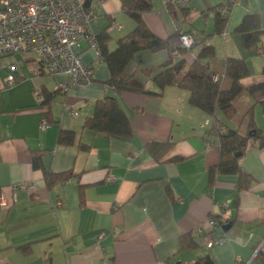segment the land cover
Masks as SVG:
<instances>
[{"label":"crops","instance_id":"obj_1","mask_svg":"<svg viewBox=\"0 0 264 264\" xmlns=\"http://www.w3.org/2000/svg\"><path fill=\"white\" fill-rule=\"evenodd\" d=\"M223 1L191 0L187 6L174 7L152 0L153 9L144 17L160 36L194 27L212 32L215 8ZM88 8L96 14L92 30L98 33L107 27L111 48L135 27L120 0H91ZM246 12H260L264 28V0H243L232 7L224 32L210 41L217 56L247 61L251 75L242 83L249 86L264 79V33L257 47L243 46L234 27ZM80 45L81 57L94 69V79L83 87L63 89L61 83L68 81L64 73H34L35 53L0 57V188L8 202L0 204V264H185L205 254L216 264H264L255 257L258 250L264 251V146H250L241 157L254 177L249 188L238 191V176L233 173H218L208 186L209 166L219 159L218 137L207 132L213 116L191 105L189 92L175 85L163 94L131 90L117 94L103 82L110 71L100 54L85 38ZM178 57L190 64L195 56L189 51ZM167 58L162 49L144 52L141 65L130 61L132 82L156 90L142 68ZM12 60H19L22 79L8 84ZM42 88L52 92L49 105L36 94ZM106 95L118 96L133 128L131 137L109 138L83 127L96 100ZM217 116L226 121L222 112ZM254 117L264 128L260 104ZM60 130L75 132L72 144L58 142ZM156 141H172L163 159L182 158L156 160L150 151ZM33 151L44 152L49 178L34 166ZM21 182L31 186L19 190L14 201L12 185ZM223 202L232 211L230 226L211 229L208 219L220 212ZM185 231L196 234L198 248L179 250ZM217 236L222 241L208 246L207 240ZM27 246L29 251L24 250Z\"/></svg>","mask_w":264,"mask_h":264},{"label":"trees","instance_id":"obj_2","mask_svg":"<svg viewBox=\"0 0 264 264\" xmlns=\"http://www.w3.org/2000/svg\"><path fill=\"white\" fill-rule=\"evenodd\" d=\"M126 12L135 20V27L117 39L114 48L110 47L112 39L107 27L96 33L100 56L107 64L110 76L104 80V84L113 86L117 94L123 91H149L163 94L168 86H178L189 92V103L196 106L214 118L212 126L207 130L214 134L219 141V159L209 166L208 186H211L218 173H233L238 176L237 190L249 188L254 177L243 167L241 157L250 146H264V128L256 125L254 109L260 104L264 110V79L245 86L242 79L251 75V69L247 61L242 57H219L215 47L211 43L214 34L224 32L228 16H223L216 10L215 26L212 32L198 28H190L189 31L177 30L167 36L155 33L145 20V13L153 9L152 0H120ZM90 6L91 0L84 2ZM234 32L241 35L242 44L246 48L257 47L260 44L264 28L261 24L260 12H246L241 21L234 27ZM192 36L193 45L187 47L183 44L182 35ZM165 49L168 58L156 65L143 67L144 73L151 77L156 84V90H147L143 85L132 82V73L127 70V65L132 60L138 64L143 63V54L146 51L155 52ZM177 50V53L174 52ZM194 53V60L188 64L184 57L187 52ZM264 74V68L262 70ZM44 102L48 105L53 99L52 92L46 88L40 89ZM251 101L246 102L247 97ZM220 111L226 121L217 116ZM50 113H47L49 117ZM221 126L226 129L221 130ZM84 128H90L102 133L109 138H128L133 135L130 119L120 105L117 95H106L95 102L94 111L88 115L83 124ZM75 132L72 130H60L57 140L59 143L70 145L73 143ZM172 141H156L150 145V151L154 158L161 160H178L177 155L163 159L169 150ZM87 147V146H85ZM43 151L34 152L33 164L42 168L47 178L50 172L44 167ZM66 177L71 171L66 173ZM169 196L174 199V191L167 186ZM81 203L84 202L83 189L80 188ZM219 213H212L217 218ZM232 218V217H231ZM231 220V219H230ZM229 220V222H230ZM199 243L193 231H185L179 237V250L196 249ZM29 251V246L24 248ZM264 263V251L258 250L255 255ZM191 264H216L210 254L199 256Z\"/></svg>","mask_w":264,"mask_h":264},{"label":"built area","instance_id":"obj_3","mask_svg":"<svg viewBox=\"0 0 264 264\" xmlns=\"http://www.w3.org/2000/svg\"><path fill=\"white\" fill-rule=\"evenodd\" d=\"M191 0H163L166 6L183 7ZM243 0H224L218 10L228 16L235 4ZM95 12L86 7L82 0H0V57L21 53H35L37 56L33 72L50 75L66 74L68 81L62 82L67 87H83L94 79V69L81 57L80 41L85 38L90 47L100 54L99 42L91 23ZM183 44L193 45L191 35H182ZM174 52L177 53V50ZM19 60L9 62L6 83L15 84L22 79L19 74ZM40 97V90H36ZM47 117H42V123ZM221 130L225 127L221 126ZM27 182L12 185L13 200L19 190L29 188ZM0 204L8 205L0 188ZM232 217L228 202H223L217 218L210 216L208 223L211 229L224 225ZM104 233L98 235L102 238ZM222 241V237H210L207 245ZM191 264V263H185Z\"/></svg>","mask_w":264,"mask_h":264},{"label":"water","instance_id":"obj_4","mask_svg":"<svg viewBox=\"0 0 264 264\" xmlns=\"http://www.w3.org/2000/svg\"><path fill=\"white\" fill-rule=\"evenodd\" d=\"M230 226V223H227L224 225L225 228H228Z\"/></svg>","mask_w":264,"mask_h":264}]
</instances>
